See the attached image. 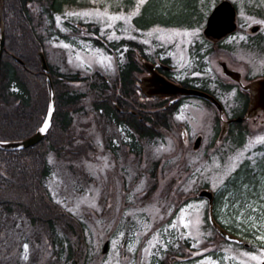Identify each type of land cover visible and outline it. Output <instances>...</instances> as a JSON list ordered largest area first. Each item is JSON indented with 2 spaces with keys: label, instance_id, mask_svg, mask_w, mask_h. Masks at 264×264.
Instances as JSON below:
<instances>
[{
  "label": "rangeland",
  "instance_id": "1",
  "mask_svg": "<svg viewBox=\"0 0 264 264\" xmlns=\"http://www.w3.org/2000/svg\"><path fill=\"white\" fill-rule=\"evenodd\" d=\"M218 1L202 0L201 11L207 15ZM231 1L236 5L238 24L228 40L236 46L235 57L247 60L253 72L261 74L264 0ZM28 6L34 15L40 9L36 3ZM120 6V0H79L52 17L35 18L40 35L34 43L37 61L38 52L43 51L48 71L76 74L79 82L63 83L50 74L51 82L58 84L47 87L42 96L46 104L41 130L47 138L40 145L50 173L34 200L14 195L15 190L4 195L9 198L12 194V200L24 203L21 207L11 204L17 212L31 208L43 219L32 224L25 212L10 218L14 226L0 246V264H171L174 256L186 260L176 264H262L264 217L254 225L255 238H226L211 224L209 203L198 197V192L222 187L240 163L263 153L264 114L245 121V140L238 146L228 134L230 128L234 131V122L219 138L223 121L239 112L231 106L234 90L220 93L227 106L221 117L211 106L189 96L168 117V129L160 128L147 137L134 135L140 148L135 155L125 133L95 107L103 98H115V72L118 64L128 59V52L122 51L139 46L147 59L169 56L180 72L207 80L217 75L216 59H208L206 73L199 75L195 66L199 60L193 59L191 51L204 41L205 19L191 28L155 25L138 30L131 19L140 5L126 10ZM114 16L124 18L111 19ZM254 25L258 26L256 32L250 30ZM92 39L105 41L111 51L95 46ZM244 39L251 41L250 46L237 47ZM144 61L149 62L142 59L141 65ZM70 90L83 96L69 109L67 130L53 124L45 128L52 94ZM197 136L202 140L194 148ZM232 165L235 167L229 172ZM250 212L254 217V211ZM44 218L57 227L56 241ZM105 241L108 246L103 252ZM207 251L219 256L205 255Z\"/></svg>",
  "mask_w": 264,
  "mask_h": 264
},
{
  "label": "trees",
  "instance_id": "2",
  "mask_svg": "<svg viewBox=\"0 0 264 264\" xmlns=\"http://www.w3.org/2000/svg\"><path fill=\"white\" fill-rule=\"evenodd\" d=\"M139 1L120 0L122 4L120 7L125 10L137 3L140 5L138 12L131 19L132 25L138 30L149 29L155 25L191 28L203 23L206 17L201 11L202 0H144L143 3ZM77 2L79 0H0V25L3 24L6 41L5 50L0 59V144L27 137L39 130L44 121L43 108L46 103L42 96L50 86L47 75L42 71L36 59L38 46L35 47L34 43L40 35L35 18H41L44 14L52 17L55 13H61L66 5L77 4ZM30 3H36L40 8L37 14L34 15L29 8ZM92 41L95 46L111 51L105 45V41L101 39H92ZM136 47L138 46H134ZM41 48L44 50V46ZM135 64L131 57L130 61L122 66L120 79L123 87L132 86L131 75ZM50 71L57 81L79 82L76 74L55 75L52 70ZM57 84L54 80L53 87L56 88ZM82 94V92L73 90L54 91V99L50 100L53 114L50 124L56 125L60 130H67L71 122L69 108L78 103ZM243 105L242 111L236 115L244 114L247 106L246 100ZM147 107L155 108L150 105ZM167 110L171 112L172 108ZM167 110L164 109V111ZM106 111L113 117L116 116L115 108L113 109L109 104H106ZM153 113L142 119L130 114L132 133L129 146L135 155L140 148L135 142L134 135L147 137L158 132L160 128L170 127L169 119L165 118L164 113H160L159 110ZM18 115H21L19 120H17ZM245 121L247 122V120L234 122L232 126L234 131L229 129L228 134L238 146L242 145L245 140L244 136L247 131L244 127L246 126ZM147 122L155 124L144 125ZM46 138L47 136L30 148L20 150L6 149L0 145V246L3 245L6 232L14 226L10 220L12 216L25 212L32 224L43 219L39 218L38 213L32 211L31 208L25 207L22 212H17L11 204L16 203L21 207L24 203L12 200V194L9 198L4 195L6 192L15 190L14 195L18 194L19 197L25 196L34 200L50 173L44 151L40 150V145ZM213 192L211 213L214 221L236 236L255 238L254 225H258L259 221H262L261 217H264V150L262 154L245 159L240 163L225 179L223 186L216 188ZM251 210L255 213L254 217L249 216L253 213L250 212ZM43 221L47 222L49 231L56 241L59 238L57 227L49 219L44 218ZM130 224L131 221L125 225V228ZM204 254L219 256V253L216 254L213 251H207Z\"/></svg>",
  "mask_w": 264,
  "mask_h": 264
},
{
  "label": "flooded vegetation",
  "instance_id": "3",
  "mask_svg": "<svg viewBox=\"0 0 264 264\" xmlns=\"http://www.w3.org/2000/svg\"><path fill=\"white\" fill-rule=\"evenodd\" d=\"M237 24H238V20H237ZM235 33L236 31L234 30V32H229L228 34L223 35L217 39H212L209 37H205L202 29L204 41L197 43L196 48L191 51V54L195 56V58H193L194 60L196 61L199 60L195 65L197 68L196 70H200L199 75H204L206 73L205 63L206 61H208V59H210L211 57L216 59L214 72L217 75L215 79H209V80L204 79L201 76L191 75L188 72L187 73L180 72L176 67V65L173 64L172 58L169 56H166L165 58H157L153 61L141 55L139 46L134 49L123 50L122 51L123 54L125 52H128L127 53L128 59L127 61H124L118 64L117 66L115 72V79L117 80V83L114 88L116 91L114 94L115 98H113V100H108L103 98V100L97 101L95 104L96 109L102 111V113H104L106 117L111 120L112 124L115 125L120 132L125 133V139L127 138V142L129 143L131 141V133H132V129L130 126V122H131L130 114H133L134 116H137V118L142 119V117L146 118V116L148 115H153L154 111L159 110V112L164 113L165 118L168 119V117L172 114V112L174 113L178 110V106L182 104L181 102L188 99L189 96L200 100L201 102L206 104V106L208 107L211 106V108H214V110L217 111L216 106H214L210 101H208L207 99L201 96L199 97L193 95L186 96L180 93L147 96L143 92L140 86L142 85L143 80L149 77L151 73L148 69H146L141 65L142 62L141 59L148 60L151 66L153 67L154 72L156 71L160 76L168 78L170 81L174 82L175 84H180L181 86L187 89L188 88H193L197 90L200 89L214 96L219 101V103H221V106H223L224 112H226L227 106L225 105V102L223 101L220 93L225 92L227 90L230 91L231 89L234 90L232 105H231L233 106L232 110L235 112L242 111V109L244 108L243 102L245 100L247 105L245 109H247L251 95L248 90L249 82H251V80L256 77L264 75V72L261 74H256L253 72L252 65L250 64V62H248L247 60L246 61L238 60L239 58L238 59L236 58L237 57V52H235L237 51V49L235 48L236 46L232 44L231 41L228 40V38L233 36ZM250 43L251 41L248 39L247 40L244 39L243 41L239 40L237 47L241 45L246 48L247 46H250ZM131 57L134 59L136 64H135V69H133L131 75L133 81L132 86L130 88H127L125 86L124 87L122 86L121 84L122 80L120 79V75L123 71L122 66L126 65V63L130 61ZM241 64L242 67H239ZM99 77L101 79L104 78L103 76H101V74H99ZM73 82L77 83L78 81H73ZM209 83H211L212 85H209ZM106 104H109L113 109L115 108L116 116L113 117L112 115H110L109 112L106 111ZM147 105H150V107H155V108L149 109ZM171 108H172L171 112L170 110H167ZM164 109H166L167 111H164ZM20 116L21 115H18L17 120L20 119ZM49 121L51 122V119ZM50 122H48L47 125L51 127L52 124H50ZM147 124L150 125L155 123L153 122L144 123V125ZM29 136L30 135H28L27 137ZM197 137H195V141L197 140L196 139ZM24 138H19L17 141ZM201 140L199 141L198 146L200 145ZM195 141L193 143V147L195 145ZM22 148L23 147L19 146V148L17 149L20 150ZM105 243H107V245L104 248ZM107 246H108V242L105 241L102 250L106 252ZM153 259L154 257L152 258V260ZM184 260L185 259L182 256H174V258H172V261L170 263L176 264L177 262H185L186 260L185 261Z\"/></svg>",
  "mask_w": 264,
  "mask_h": 264
},
{
  "label": "water",
  "instance_id": "4",
  "mask_svg": "<svg viewBox=\"0 0 264 264\" xmlns=\"http://www.w3.org/2000/svg\"><path fill=\"white\" fill-rule=\"evenodd\" d=\"M212 11L208 14L206 18V25L203 29L205 37H209L212 39H217L223 35L228 34L229 32H233V30L236 28V9L234 8V5L230 0H220L216 5L211 9ZM258 26L254 25L250 28V30L256 32L258 31ZM4 30L1 29L0 34V57L2 55V51L4 49ZM39 60L41 61V67L43 71L48 72L47 67V61H45V56L42 51L38 52ZM143 66L146 67L151 75L145 80H143V87L145 88V94L156 96V95H167V94H177L180 93L182 95H194V96H201L205 99L211 101L218 109V113L221 117L223 114V107L219 104V102L216 100L214 96L208 95L202 90H197L193 88H184L183 86L179 84H175L174 82L170 81L168 78L160 76L156 71H153V67L149 62H144ZM47 78L50 82V88H53L52 82L50 80V75H47ZM249 92L251 94V98L249 101V107L245 112L244 118L253 117V115L257 113H263L264 114V76L260 78H256L254 80H251L248 85ZM54 96H52V99ZM243 120L241 117L232 119V120H224L221 125V130L219 134V138H222V136L227 132L228 125L233 121ZM44 133L40 130L30 135V137L20 140L19 142L16 141H10L9 143L4 144L5 148L9 147H30L31 145H35L36 143L40 142L42 138H44ZM194 147H197L199 144V141L201 140L200 137L196 138ZM198 196L200 197H206L208 199V202L210 203V207L212 204L213 199V192H211L208 189H201L198 192ZM210 213V222L213 224L215 228H217L218 232L222 234L224 237L232 238V234L225 231L222 227L217 224L212 216L211 210ZM107 243H105L104 248L106 247ZM264 264V262H262Z\"/></svg>",
  "mask_w": 264,
  "mask_h": 264
},
{
  "label": "snow or ice",
  "instance_id": "5",
  "mask_svg": "<svg viewBox=\"0 0 264 264\" xmlns=\"http://www.w3.org/2000/svg\"><path fill=\"white\" fill-rule=\"evenodd\" d=\"M144 2V0H140V3H143ZM134 15L136 14V13H133ZM85 15H87V13H85ZM124 17H116V16H114V17H111V19H113V20H115V19H123ZM59 19V18H58ZM185 35H189L188 33H185ZM47 123L45 124V128H47ZM44 129H42V131H43ZM242 155V154H241ZM235 167V165H232L230 168H229V172L232 170V168H234ZM185 227H187V225H185ZM113 243H115V241H113ZM25 250H27V245H25ZM129 251H131V247H129ZM253 260H256V259H258V257H256V256H252L251 257Z\"/></svg>",
  "mask_w": 264,
  "mask_h": 264
}]
</instances>
